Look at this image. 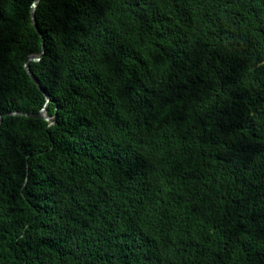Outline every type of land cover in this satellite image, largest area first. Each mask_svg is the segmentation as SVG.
<instances>
[{
    "label": "trees",
    "instance_id": "trees-1",
    "mask_svg": "<svg viewBox=\"0 0 264 264\" xmlns=\"http://www.w3.org/2000/svg\"><path fill=\"white\" fill-rule=\"evenodd\" d=\"M33 2L0 0V264H264V0Z\"/></svg>",
    "mask_w": 264,
    "mask_h": 264
},
{
    "label": "water",
    "instance_id": "water-1",
    "mask_svg": "<svg viewBox=\"0 0 264 264\" xmlns=\"http://www.w3.org/2000/svg\"><path fill=\"white\" fill-rule=\"evenodd\" d=\"M39 0H34V2L31 5V20L32 24L35 27V29L38 31L36 21H35V10L36 6L38 4ZM42 53L40 55H32L29 56L25 59L24 62V69L27 73V75L30 77V79L34 82V84L43 92L45 98H46V103L49 102V96L42 90L37 78L34 76L33 72L31 71L29 67L30 62H39L41 59ZM6 115H12V116H26V117H31V118H42L49 122V124H53L55 122V117H48L45 114V109H41V111L37 114H30V113H23V112H8ZM1 119V116H0Z\"/></svg>",
    "mask_w": 264,
    "mask_h": 264
}]
</instances>
